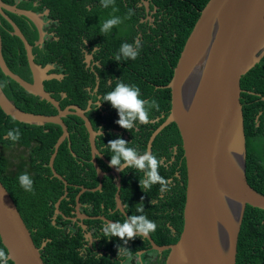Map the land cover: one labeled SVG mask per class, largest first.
I'll return each instance as SVG.
<instances>
[{
	"label": "water",
	"instance_id": "95a60500",
	"mask_svg": "<svg viewBox=\"0 0 264 264\" xmlns=\"http://www.w3.org/2000/svg\"><path fill=\"white\" fill-rule=\"evenodd\" d=\"M6 12L32 20L40 31L38 16L0 0V23L4 17L12 35L23 42L32 85L14 75L2 53L1 73L29 95L51 104L54 115L25 113L19 110L0 87V109L21 123L44 126L55 124L62 135L55 143L49 167L53 177L68 185L54 168L60 145L70 134L64 118L77 116L85 121L93 151L98 150L96 132L87 110L77 105L61 108L59 101L45 92L43 83L60 76L47 77L46 70L34 62L32 47L20 28ZM264 56V0H210L200 14L180 53L175 74L166 88L172 91L171 114L151 137V144L168 124H175L183 142L187 168L184 225L179 240L157 246L147 237L157 253L167 251L164 264H236L238 239L247 206L264 210V196L252 189L246 178V147L240 103V79ZM99 168V167H98ZM120 188V184L118 185ZM55 204L54 224L60 204ZM77 196V200L81 198ZM119 201V197H118ZM79 211V207L77 208ZM0 236L13 264H45L41 249L33 241L14 198L0 181Z\"/></svg>",
	"mask_w": 264,
	"mask_h": 264
},
{
	"label": "trees",
	"instance_id": "16d2710c",
	"mask_svg": "<svg viewBox=\"0 0 264 264\" xmlns=\"http://www.w3.org/2000/svg\"><path fill=\"white\" fill-rule=\"evenodd\" d=\"M3 1L8 3L7 0ZM46 1L48 6L57 12L60 11L62 4H65L67 8L63 14V18L60 17V14L57 15L61 22L59 45L63 49L62 62L68 69L67 76L61 83L53 81L49 84V86H53V90L68 94V98L66 97L61 100L60 105L62 109L70 104L84 107L81 104V100L77 101L78 97H81L85 93L82 84L78 81L79 74L83 73L84 69L79 66L77 61V54H81L82 51L81 43L83 40L81 37L76 36L78 35L76 29L83 27L76 24H92V27H95L99 11L103 15L104 20L112 17L118 18L119 22L111 27H121L126 39H128L126 44H134L133 41H135L137 35L141 32L143 36L136 44L138 51L135 57H141L142 54L148 57V61H146L142 72V79L131 73V70L126 66H121L119 76L114 77L112 88L117 82H122L139 89L140 98L145 101V108L148 113L145 123L158 117L160 118L163 113L166 116L170 115L172 91L166 88V86L171 83L174 77L175 67L187 38L200 18L201 12L210 0H167L161 2L159 5L166 9V12L153 25L141 23L144 11L143 8L137 7L140 0H109L106 7L103 6V0ZM152 1L157 3L159 0ZM171 3H173V7H171ZM90 4L94 5L95 9L88 10L86 5ZM12 16L15 20L17 19L16 15L12 14ZM3 23H5V27L7 28L0 27L3 47L5 49L13 48L16 54L15 47L21 46L23 49L22 41L8 31L12 30L8 22L4 20ZM125 28L127 29L126 31ZM109 32L110 30L102 33L108 34ZM37 36L35 33L34 38H37ZM32 39L30 40L32 41ZM8 53H3L5 58ZM112 55L115 61V56H119L121 53H117L115 50L109 53L107 55L109 58L108 64L113 62L110 59ZM124 63L130 66V61H125ZM134 72H136V69H134ZM0 80L6 97L19 110L25 113L42 115L57 114L56 108L51 104H47L29 95L19 85L3 74H0ZM240 89L247 159L246 178L249 186L264 196V100L262 99L264 98V56L241 77ZM56 100L60 101V96H57ZM109 109L111 114L105 119L102 117L100 119L106 120L108 127L113 128L114 125L109 120H114L117 125L116 120L118 119V115L116 110L110 105ZM259 113V120L255 121V117ZM63 120L70 132L71 147L77 150L79 155L91 158L89 132L85 126V121L77 116H68ZM163 121L164 119L161 118L160 122L154 124V128L150 132L144 133L146 135L145 144L154 129L163 123ZM133 124L145 126V124L143 125L135 121ZM17 127L20 129L21 135L17 141L12 142L7 139L5 132L8 129ZM170 127L172 129L168 131ZM168 129H165L162 134L158 135L154 143L155 147H158L160 142L166 141L173 132L178 134L175 124L168 126ZM61 135L62 128L58 125L46 124L44 126H35L21 123L7 117L0 109V181L14 198L29 227L36 246L42 247L43 243L46 242V245L41 249L44 263L78 264V248H83L86 244L83 233L81 230L76 229H71V232H67L69 221L65 220L63 216H58L54 224L55 204L67 191L66 198L61 202L60 210L65 215H69V211L72 210L69 203H74L79 193V189H75L72 184L90 186L91 169L94 167L90 163L84 165L81 162L82 157H73L70 153L68 141H64L59 147L54 168L58 174L65 178L69 187L66 189L61 180L53 177L50 167L43 164L49 163V158L54 151V145ZM108 137H112L110 140L114 138L111 134H108ZM101 139L103 140V137ZM30 140H34L37 145L39 144L41 149H36L28 157L21 155L22 157L19 159V156H15L17 163L13 165L12 159L14 156L11 153L14 150H20V147L25 144H31ZM172 143H175L173 139ZM145 149L144 145L142 152ZM153 151L157 156L159 155L156 153V149ZM36 153L38 156H36ZM168 154L170 153L167 152L165 146L164 153L161 155L168 158ZM22 171L28 172L33 179L31 191L23 190L16 183V176ZM122 192L123 194L127 193L125 188L122 189ZM89 194L91 193H86L81 201L85 202V198H88ZM184 203L185 200L179 206L181 210L184 208ZM143 207H145V204ZM144 210L145 214H148L145 208ZM146 217L149 218L151 216L146 215ZM171 218L179 229V233H181L183 227L182 216ZM160 228L165 227L162 226ZM160 233L157 232V234ZM160 238L164 239L165 235L161 234ZM178 240L179 236L167 242L175 244ZM156 243L161 244L165 243V241H156ZM121 245H123V241L118 239L113 245V251L115 252L116 248ZM0 247L7 250L1 236ZM143 247H145V243L140 247L130 246L129 248L135 253L137 249ZM10 264L13 263L10 262ZM236 264H264V210L262 209L251 206H247L246 208L238 239Z\"/></svg>",
	"mask_w": 264,
	"mask_h": 264
},
{
	"label": "flooded vegetation",
	"instance_id": "af4514ba",
	"mask_svg": "<svg viewBox=\"0 0 264 264\" xmlns=\"http://www.w3.org/2000/svg\"><path fill=\"white\" fill-rule=\"evenodd\" d=\"M7 1L8 3H5L14 5L22 10L30 11L35 16H38L37 21L43 33L42 38L40 37L39 28L32 20H29L21 15L13 14L17 16V19L15 20L12 13L6 12L8 17L20 28L24 37L32 47L34 62L42 68L47 69L45 72L46 76L62 77L61 81H57L56 78H53L43 83L45 92L52 96L55 100L57 96H60V101H56L61 103L63 98H68V94L66 92L53 90V86H49V84L53 81L61 83L67 76L68 69L62 62L63 49H61L59 45V30L61 22L57 17V15L60 14V17L63 18V14L67 9L66 5L62 4L60 11L57 12L48 6L46 0ZM165 1L167 0H159L157 3H154L152 0H140L137 7L143 8L144 11L141 23L153 25L156 20L161 19V16L165 14L166 9L161 7L159 4ZM86 7L90 11L95 9L92 4L86 5ZM171 7H173V3H171ZM4 20L8 22L4 17H1L0 27L7 29L5 27V23H3ZM104 21L103 15H101L98 11L95 27L93 26L94 28L92 27V24H76L77 26L83 27L76 29L78 34L76 36L81 37L83 40L81 43V54H76L78 56L77 61L79 66L84 69V72L79 74L78 81L82 84L85 92L81 97H78L77 101L81 100V104L84 107L81 105L78 106L87 110V116L92 121L95 130L99 129V135L97 137L99 152L93 151L90 143L91 158H86L79 155L78 151L71 147L70 136L66 139V141H68L71 155L75 158L82 157L81 162L84 165L90 163L94 168L91 169L90 186L86 187L84 185L72 184L75 189H79L78 195L81 193L82 195L81 198H79V201L77 200V195L74 203H69V206L72 208V210L69 211V215H65L60 210L62 214L58 216H63L65 220L69 221L67 232H71V229H76L81 230L83 233L86 244L83 248H78V264H122V261L126 260V258L122 255L121 250L123 249H127L133 253V259L126 260V264H164L168 252H155L147 237L134 236L131 239L125 238L122 240L114 236L111 238H105L102 232V228L106 227L107 224L116 222L118 219L123 221L130 215L138 214L135 209L137 206H140L143 214L145 216H151L148 219L155 222V228L150 230L149 233L154 243L157 246H168L174 244L171 242L168 243L167 241L174 239L177 236L180 237L182 231L179 233V229L175 226L173 223L174 220L171 217L182 216L184 225V208L181 210L179 206H181V203L186 200L187 186L186 159L179 130L178 134L173 132L171 136L166 139V141H163V143L160 142L158 147L154 146L158 135L162 134L165 129H168V126H171L172 123L165 126L155 137L151 144V153L149 152L150 154H154L157 158L158 167H163L159 168V173L164 178L163 185L157 183L150 189H144L139 184L140 179L144 178L142 170L129 167L117 168L109 165L110 152L107 142L112 137H108V134L114 136L113 139H116L117 137L124 139L129 147L133 148L138 154H142L144 145L146 147L145 151H149L152 135L164 124L167 116L170 115L166 116L165 113H163L160 118L158 117L147 123H140L143 125L145 124V126H137L133 124L131 128L132 130H126L120 126L118 127L114 120H109L114 127H108L107 121L104 119L111 113L108 103L102 101L104 92L109 91L112 88L114 77L119 76L121 66H126L129 70H131V73L142 79V72L146 65V61H148V57L142 54L141 57L131 59L119 55L120 59H116L114 61V56L112 55L110 56V59H112L113 62L108 64L109 58L107 55L113 52V50L120 53L119 49L121 44L128 42V39H126L125 33L119 26L113 28L110 27V32L108 34H103L100 31V28ZM126 30L127 29L125 28V31ZM8 31L12 34L13 29ZM35 33L38 35L37 38H34ZM142 36L143 34L140 32L135 41H133L134 44H129L131 46V50L135 53L138 51L136 44L142 39ZM30 39H32V41ZM22 46L23 49L21 46L15 47L17 51L16 54L13 48L5 49L2 47V53L9 52L6 55V58L4 55L3 58L7 67L14 75L18 76L24 82L32 85L33 75L31 73L23 42ZM125 61H130V66L125 65ZM134 69H136V72H134ZM0 74H2L1 69ZM87 77H89V79H87ZM0 87L2 88L1 80ZM94 97L96 98V104L98 106H95ZM262 99L264 100V98ZM70 105H67L66 107ZM259 116L260 113L256 115L254 120H259ZM100 117L104 119L101 118V120ZM161 118L164 119L163 123L154 129L145 144L144 141L146 135L144 133L150 132L154 128V124L160 122ZM171 129L172 127H170L168 131ZM101 137H103V140ZM172 139L175 141L174 144L172 143ZM30 143L31 144L29 145L25 144L20 147V149L25 152L24 155H26V157L34 153L36 149H41L40 145L35 144L36 142L34 140H30ZM165 146L167 152L170 153L168 154V158L161 155L164 153ZM154 149H156V153L159 154L158 156L154 153ZM36 156H38L37 153ZM21 157L22 156L20 155L19 159ZM12 161L13 165L17 163L15 158H13ZM49 163L43 165L49 166ZM119 184L120 188L118 187ZM67 187H69V184ZM123 188L126 189L127 193L123 194ZM88 192L91 194H89L88 198H85V202H82L81 199ZM144 204L145 207H143ZM78 207L79 211L77 210ZM144 208L148 211V214H145L146 212ZM160 225L165 228H160L162 227ZM157 232L162 233L157 234ZM161 234L165 235L164 239L160 238ZM118 239L123 241V245L118 246L114 252L113 245L118 241ZM161 240L165 241V243H156V241ZM143 243H145V247L137 249V252L135 253L129 248L130 246L140 247Z\"/></svg>",
	"mask_w": 264,
	"mask_h": 264
},
{
	"label": "clouds",
	"instance_id": "9594fccd",
	"mask_svg": "<svg viewBox=\"0 0 264 264\" xmlns=\"http://www.w3.org/2000/svg\"><path fill=\"white\" fill-rule=\"evenodd\" d=\"M108 2L109 0H103V6L106 7ZM118 22V18H109L102 23L100 31L106 32L112 25H115ZM119 52L125 58L134 59L136 56V53L131 50V46L126 43L121 44ZM116 59H120V56H117ZM94 101L95 106H98L95 97ZM102 101L109 103V105L116 110L118 115L116 123L118 126L126 130L132 128L134 121L145 123L148 118L145 101L140 98L139 89L133 85L117 82L110 91L104 92ZM98 132L99 129H96V132L94 133ZM20 135L21 132L18 127L8 129L5 132L7 139L12 142L17 141L20 138ZM107 143L110 152V166L117 168L129 167L142 170L144 178L140 179L139 184L144 189H150L157 183L163 185L164 178L159 173L158 160L154 154H150L147 151L138 154L133 148L127 145L124 139L119 137L109 140ZM20 151H22V149H20ZM16 183L23 190L31 191L33 179L28 172L22 171L16 176ZM66 187L67 186H65V188ZM135 211L138 214L130 215L123 221L118 219L116 222L109 223L106 227H103L102 232L104 237L111 238L114 236L123 240L125 238L131 239L134 236H147L150 233V230L155 228V223L143 214L140 206H137ZM121 251L126 260L133 259V253L129 250L123 249ZM126 260L122 261V264H126ZM0 264H10L7 257V250L3 247H0Z\"/></svg>",
	"mask_w": 264,
	"mask_h": 264
},
{
	"label": "rangeland",
	"instance_id": "374dc122",
	"mask_svg": "<svg viewBox=\"0 0 264 264\" xmlns=\"http://www.w3.org/2000/svg\"><path fill=\"white\" fill-rule=\"evenodd\" d=\"M11 154L14 156L15 161H17V158L15 156L24 155L25 153L20 150H14Z\"/></svg>",
	"mask_w": 264,
	"mask_h": 264
}]
</instances>
